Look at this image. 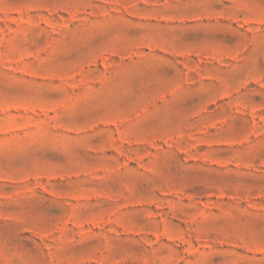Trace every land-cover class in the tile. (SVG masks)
<instances>
[{
  "label": "rangeland",
  "instance_id": "1",
  "mask_svg": "<svg viewBox=\"0 0 264 264\" xmlns=\"http://www.w3.org/2000/svg\"><path fill=\"white\" fill-rule=\"evenodd\" d=\"M0 264H264V0H0Z\"/></svg>",
  "mask_w": 264,
  "mask_h": 264
}]
</instances>
